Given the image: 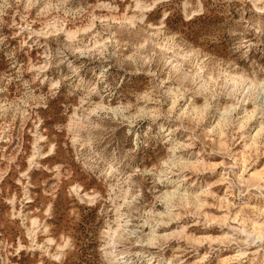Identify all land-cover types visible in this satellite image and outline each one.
Returning <instances> with one entry per match:
<instances>
[{"label":"rangeland","instance_id":"374dc122","mask_svg":"<svg viewBox=\"0 0 264 264\" xmlns=\"http://www.w3.org/2000/svg\"><path fill=\"white\" fill-rule=\"evenodd\" d=\"M0 264H264V0H0Z\"/></svg>","mask_w":264,"mask_h":264},{"label":"snow or ice","instance_id":"6c2138e0","mask_svg":"<svg viewBox=\"0 0 264 264\" xmlns=\"http://www.w3.org/2000/svg\"><path fill=\"white\" fill-rule=\"evenodd\" d=\"M213 35L212 34H209L207 37H206V43L209 45V47H211V44H212V40H213Z\"/></svg>","mask_w":264,"mask_h":264},{"label":"bare ground","instance_id":"6f19581e","mask_svg":"<svg viewBox=\"0 0 264 264\" xmlns=\"http://www.w3.org/2000/svg\"><path fill=\"white\" fill-rule=\"evenodd\" d=\"M33 226H36L37 225V222L36 221H33V224H32ZM36 228V227H35ZM36 230V229H35ZM34 232V227L32 228V227H30V234L32 235V234H34L33 233Z\"/></svg>","mask_w":264,"mask_h":264}]
</instances>
